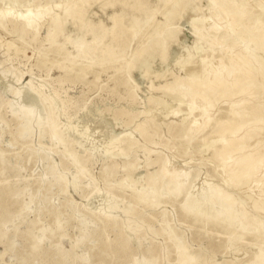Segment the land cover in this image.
Segmentation results:
<instances>
[{"label": "rangeland", "instance_id": "obj_1", "mask_svg": "<svg viewBox=\"0 0 264 264\" xmlns=\"http://www.w3.org/2000/svg\"><path fill=\"white\" fill-rule=\"evenodd\" d=\"M27 2L37 16L32 28L5 17L11 9L0 0V264H135L142 257L149 264H180V254L191 264L251 262L254 246L242 242L230 250L221 229L205 230L203 223L173 216L175 208L180 213L187 191L173 200L170 176L157 184L151 199L142 198L149 175L159 170L147 167L148 160L166 158L191 172L190 180L184 179L188 189L195 183L205 182L204 189H227L228 184L237 199L235 210L264 220L247 196L258 193L255 184L244 187L242 180L226 179V166L234 159L225 162L214 154L233 139L231 145H245L235 155L264 151V144L254 147L264 142V45L258 47L249 35L257 27L264 36V16L257 18L264 0H214L211 7L210 0ZM13 11L26 13V8ZM232 52L258 59L255 86L207 94L209 102L194 104L192 116L187 111L168 118L157 109L148 113L151 97L179 108L173 92L164 91L178 77L187 78L178 62L192 57L201 68L206 58L210 68L223 60L229 71ZM178 86L174 90L182 92ZM21 88L38 99L35 111L13 110ZM29 101L20 102L28 107ZM190 101L185 98L183 110ZM235 111H244L248 122L258 114L261 121L253 125L262 131L247 140L249 128L237 129L240 119L219 134L225 128L220 124L233 119ZM196 118L200 125L191 127ZM140 124L156 134L151 143L134 133L128 157L106 154L114 136Z\"/></svg>", "mask_w": 264, "mask_h": 264}, {"label": "bare ground", "instance_id": "obj_2", "mask_svg": "<svg viewBox=\"0 0 264 264\" xmlns=\"http://www.w3.org/2000/svg\"><path fill=\"white\" fill-rule=\"evenodd\" d=\"M3 2L7 3L11 9V11L9 10L10 12L9 11L4 12L5 17L7 15H12V17H14L15 19L25 22L28 27H31V28L33 27V23H34L33 18L37 16L35 15V12L33 9L28 8L27 0H3ZM212 2H214V0H210L209 2L210 7L213 5ZM15 8H26V13H19V14L14 13L13 14L14 12L13 10ZM258 12L259 13L257 14V18H261L264 16V8ZM41 14L38 15V18L40 19L42 18V15H43ZM171 14L173 15V13ZM227 18H228V15H227ZM217 21L218 20H216V22ZM249 35L251 39L255 41L256 44H258V47H260L261 45H264V36L259 34V28L256 27L253 30H250ZM237 44L238 46L240 45V47L242 45V44H239L238 42ZM198 49L199 48L197 47V50ZM254 52H257V50L256 51L254 50ZM231 58L233 59L234 62H233V65L231 66V69H229V71L227 70L228 64H226V62L223 60L219 62L220 64H209L210 68L208 67L206 63L207 62L206 58L201 59L202 61L201 68L194 66L195 61L192 57L183 60L181 63L178 62V64L180 65V68L185 70L187 74V78L183 79V78L178 77L176 82L174 84L166 86L164 91L167 94L170 91L173 92L171 97L173 98V100H175L179 104V108L175 109L172 106V104L170 105L164 99L151 97L150 101L148 100V104L150 105V109L148 113L152 114V111L157 109L158 111H160L161 116H163L164 118H168L171 115L174 117H178L180 116L182 112L187 111L186 113H188V116H192L195 112V108L194 109L192 108L194 104L204 105L205 103L209 102V98L207 97V94L210 95V93L212 94L214 92L221 91L220 92L221 94L226 95L232 92L236 88H239L238 93H241L244 90L255 86V80L257 76L260 74V73L258 74L257 71L254 70V68H256L255 64L258 62V59L256 57L247 56V55H244L243 53L240 54L238 52H235V53L232 52ZM224 71H226L225 74H224ZM261 74L264 77L263 69H262ZM2 76H3L2 78H8L9 74L2 72ZM186 81L190 83L187 84ZM180 85L182 86L180 89L182 92L175 91L174 87L176 86L180 87ZM262 86L264 85L262 84ZM8 89L9 88H7L6 90ZM204 93H206V95H203ZM189 96L192 98V101H190L191 105L190 107H188V109L183 110L182 108L186 105L185 98ZM251 96L253 99L257 98V95L255 93H252ZM24 98H27L30 100L28 107L22 105V102H20V101H23ZM37 102H38V99L36 98L35 95L31 93V91L28 88H25V89L21 88L18 90L17 94L14 96V101L12 103V106L15 112H20L22 111V109H26L27 111H31V110L33 111L36 108ZM235 105L236 104H234V106ZM162 110L163 111L165 110L166 113L164 114ZM202 112L204 113L202 117H204L206 110H203ZM232 115H233L232 116L233 119H230L229 121L225 120L222 122V124H220V125H225V128L220 129V131H218L219 134H224L232 130L236 126L232 124L233 123L232 121L237 122L240 119H241V122L237 124V129L239 131L242 129L246 130V127L249 128L245 131V137L247 140L251 138L256 131H259V130L262 131V127L253 125V123L261 121V117L258 114H256L254 118L249 120V122L248 120L245 119L246 114L244 111L242 112L235 111L232 113ZM188 120L189 118L184 119V121H188ZM199 121L200 119L196 118L195 121L192 123L191 127H197L198 125H200ZM37 123H39V126H40V122L38 121ZM206 125H207V122H206ZM250 125L252 126L249 127ZM179 128L180 127H177V129L173 128L172 132L174 134L177 133ZM134 133H139L140 136L147 143H151L152 140L156 136V134L151 135L148 132L147 126L140 124L137 127H135V129L131 132L126 131L125 133L121 135L114 136L111 142L109 141L110 143L106 147V154L108 155L111 152H114V153L116 152L118 153V155L128 157L130 153L129 151L133 150L135 147L134 146V139H135ZM233 140L231 141L229 140L230 142L225 141L221 148L214 149V154L216 157H219V159L224 160L225 162L234 159V162L233 161H232L233 163L231 162L232 164L228 162L230 164L226 166L227 169L229 170V171L227 170V172H224L226 179L228 178L233 183L240 182L241 180L243 182V180H245V183H242V182L239 183V185L241 184L240 186H244V187L249 186L250 184H255V187H256L255 189L253 187H249V189L252 190L253 188L254 191L256 192L258 191V193L254 195L251 192V194L249 193L247 196L250 198V200H252L250 202L253 203L254 211L257 212L258 214L264 215V198H263L264 197V182H260L262 179L264 180V159H263L264 151H263V154L258 151L257 152L247 151L246 154L241 153L240 155H235L236 152L243 150V147L245 145L244 143L238 144V145H231V142ZM262 144H264L263 140H259L254 145V147L255 148L259 147ZM211 147L212 146H209L207 147V149H210ZM152 153H155V152L150 151V154ZM152 165L158 167L159 170H156L149 175L148 188L144 190L145 196H143L142 198L143 201L147 202L149 199H151L157 193V190H156L157 184L166 175L170 176L171 178L170 184L169 185L167 184V185L170 186L169 189L171 193V198L173 200L178 199L179 196L183 195L184 191H187L186 198L182 202L179 203L180 210H181L180 213L175 208L173 216L177 214L178 216L189 218L191 221H193L194 224L203 223L205 230L208 228H215V227L221 229L222 231L226 232L228 235L227 242L229 243L230 250L233 247V245L239 244L242 242L244 244H250L254 246L257 249V252L253 260L249 262L248 264H264V220L262 218L256 217L253 213H250V211L248 210H244L241 213L235 210L234 207H235V203H237L236 201L237 199H235V197L231 195L228 191V189L231 186L226 184L227 189H225L220 185H212L208 189L206 188L204 189L203 186L206 185V183L203 182L201 184L195 183L194 187H189L188 189V184L186 183V181L190 180V177L192 175L191 172H187L185 170L182 171L180 170V168L178 169L174 167V165L171 162H169V160L166 158L165 159L157 158L156 160H148L147 167H150ZM186 165L187 163H185V166ZM138 168H140L139 165H138ZM259 169H263V171ZM256 176H258L259 178L258 180L261 179L258 182L260 183L259 185L254 180ZM184 179L186 180L185 182H184ZM131 184L132 185H130V187L133 188L136 185V182L131 183ZM199 186L200 188L197 189ZM201 187H202V191H200ZM192 188L197 189L199 191H194ZM140 191L142 192L143 189ZM242 193H245V191ZM151 206L153 208H157L159 207V203L151 204ZM187 259H188L187 257L180 254V260H179L180 264H191L192 262L190 263ZM135 264H149V261L148 259L142 257V259L141 258L137 259Z\"/></svg>", "mask_w": 264, "mask_h": 264}]
</instances>
